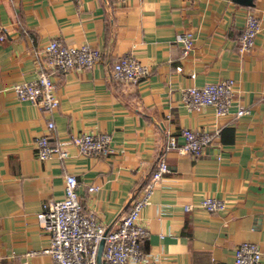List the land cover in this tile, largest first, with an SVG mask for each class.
I'll return each mask as SVG.
<instances>
[{"label":"crops","instance_id":"0c3cea01","mask_svg":"<svg viewBox=\"0 0 264 264\" xmlns=\"http://www.w3.org/2000/svg\"><path fill=\"white\" fill-rule=\"evenodd\" d=\"M249 13L262 20V30L242 52ZM184 30L195 35L189 54L175 42ZM53 38L91 44L103 60L91 69L55 71L60 104L47 112L19 100L13 85L49 68ZM125 53L149 66L136 84L113 78V64ZM228 78L237 84L234 114L186 106L187 87ZM238 104L249 112L237 117ZM51 119L53 144L107 132L114 151L85 155L69 145L68 157L41 160L34 140ZM184 128L219 134L198 157L168 152L170 171L142 211L149 257L129 264H234L244 241L259 244L264 264V0H0V264H54L44 252L51 236L37 215L46 201L64 198L68 173L79 179L85 211L116 227L169 136L184 143ZM206 196L227 208L204 209Z\"/></svg>","mask_w":264,"mask_h":264},{"label":"built area","instance_id":"2783aa9c","mask_svg":"<svg viewBox=\"0 0 264 264\" xmlns=\"http://www.w3.org/2000/svg\"><path fill=\"white\" fill-rule=\"evenodd\" d=\"M261 30L262 20L254 13H249L239 37L240 51H250ZM175 42L182 46L184 54H189L195 45V35L190 30H184L177 33ZM46 58L49 67L47 70H41L32 81L14 84L13 90L19 100L31 101L42 110L53 112L60 104L53 73L91 69L102 62L103 52L88 43L78 46L53 38L46 49ZM182 68L178 66L179 70ZM149 74V66L132 53L121 55L112 67L114 79L131 84L140 82ZM236 93V81L228 78L207 82L202 86H189L184 90L183 100L190 109L201 110L212 106L218 116H225L234 114L231 110ZM248 112L246 106L238 104L235 114L238 117ZM55 127L54 120H49L48 131L34 140L41 160L53 156L62 159L68 157L69 145L76 146L85 155L106 156L114 151L112 136L107 132L84 131L72 134L69 142L57 141L53 144L51 135ZM218 134V131L184 128V143L181 145L176 136H169L164 150L158 156L155 170L141 190L133 196L129 210L114 228H108L100 222L94 212L85 211L79 194V179L75 174H66L64 198L46 201L37 215L39 222L51 236V243L44 252L51 254L54 264H97L99 246L105 240L103 264H129L148 258L149 254L143 251V241L149 236L150 230L142 221V211L149 203L156 186L170 171L168 152L178 150L198 157ZM98 188L97 185L89 186L90 191ZM200 206L211 212L221 211L227 208V202L215 196H206ZM190 208L191 206H187L186 209ZM234 256V264H261L262 251L258 243L244 241L237 246Z\"/></svg>","mask_w":264,"mask_h":264},{"label":"water","instance_id":"95a60500","mask_svg":"<svg viewBox=\"0 0 264 264\" xmlns=\"http://www.w3.org/2000/svg\"><path fill=\"white\" fill-rule=\"evenodd\" d=\"M238 2L245 5H254V0H237ZM105 248V240H102L99 246L98 255H97V264H103V251Z\"/></svg>","mask_w":264,"mask_h":264}]
</instances>
